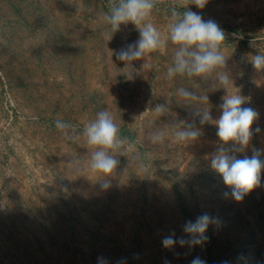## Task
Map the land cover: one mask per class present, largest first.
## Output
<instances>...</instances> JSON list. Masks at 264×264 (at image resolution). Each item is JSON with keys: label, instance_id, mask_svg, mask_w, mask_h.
<instances>
[{"label": "rangeland", "instance_id": "1", "mask_svg": "<svg viewBox=\"0 0 264 264\" xmlns=\"http://www.w3.org/2000/svg\"><path fill=\"white\" fill-rule=\"evenodd\" d=\"M49 1L46 10L57 21ZM33 2L38 6L44 0ZM75 2V12L85 14L82 0ZM91 4L92 15L77 30L55 21L44 25L34 10L32 32L21 35L19 55L0 52V264H29L28 259L30 264H98L101 257L108 264H128L125 253L139 264H191L196 257L206 264H264V170L260 186L242 201L225 198L230 189L210 168L209 156L219 144L217 128L201 126L194 107L177 96L181 87L207 95L208 104L201 106L217 119L222 97L240 94L246 101L242 107L259 113L253 131H261H254L237 158L251 157L253 148L264 150V70L251 63L254 55H264V0H208L203 9L190 5L225 32L226 66L216 74L228 75L226 89L195 77L168 79L171 42L165 51L134 61L138 74L128 80L116 53L137 41L139 30L129 22L114 32L101 5ZM174 6L176 0H156L152 22L163 36L168 8ZM94 90L105 98L99 111L107 109L118 126L125 123L136 132L134 140L125 139L107 189L89 167L93 149L82 135L99 112L87 105ZM121 93L125 105L118 111L113 100ZM158 104L169 108L166 115H157ZM57 119L72 125L79 138H66L56 128ZM194 119L202 129L199 139L176 142L173 125ZM159 131L166 133L164 141L152 143L150 137ZM204 213L220 221L205 234L208 248L205 243L163 246L173 232L177 240L188 239L184 225Z\"/></svg>", "mask_w": 264, "mask_h": 264}, {"label": "clouds", "instance_id": "2", "mask_svg": "<svg viewBox=\"0 0 264 264\" xmlns=\"http://www.w3.org/2000/svg\"><path fill=\"white\" fill-rule=\"evenodd\" d=\"M208 0H176V5L171 10L167 25V36H163L152 22L153 10L156 0H109V13L105 15V21L114 32L120 30L122 24L131 22L139 30V38L134 43L128 44L116 53V59L124 63L125 77L133 80L137 70L133 62L147 57L155 52H163L169 42L175 46L172 64L167 68L168 79L177 75L188 78H198L203 81H211L212 88L217 84H228L227 74H216L217 69H225L226 57L221 51V45L225 41V32L212 19L205 21L200 14L191 10L190 5L199 9L205 8ZM178 8L183 9L179 11ZM251 63L257 71L264 70V55L256 54L251 58ZM196 80L192 82V88H196ZM177 96L182 104L194 107V118L199 119L201 126L212 124L217 128L218 147L209 156L210 168L220 175L223 183L230 189L225 192V198L231 197L237 202L244 199L261 184V172L264 170V159L261 158L262 149L253 148L251 157L245 155L237 158L236 153H244L249 147L254 131L259 133L261 129L253 124L258 120L259 113L251 107H242L245 98L240 94L225 95L219 105L221 114L213 119L210 108L201 105L208 104V96L197 94L189 88L177 89ZM158 116L166 115L169 108L164 104H158L155 109ZM173 138L178 143L197 141L202 135V129L192 123L179 121L173 125ZM56 128L66 138L78 139L76 129L61 119L56 120ZM87 145L93 149L89 167L94 173H99L102 180L101 188H109L110 177L119 165L116 158L122 154L121 149L127 143L120 135V129L115 123L110 112L105 109L96 114V118L86 124L82 133ZM166 133L159 131L150 137L152 143L163 142ZM231 144V147L229 145ZM210 225H220L216 217L204 213L198 216L195 222L188 221L183 232L189 237L185 239L174 238L175 233L163 238V246L173 248L177 243L183 247L202 246L208 239L205 235ZM98 264H108L104 258H99ZM123 264V261L119 262ZM191 264H206L200 257H196Z\"/></svg>", "mask_w": 264, "mask_h": 264}, {"label": "trees", "instance_id": "3", "mask_svg": "<svg viewBox=\"0 0 264 264\" xmlns=\"http://www.w3.org/2000/svg\"><path fill=\"white\" fill-rule=\"evenodd\" d=\"M54 1V19L55 23L61 22V24L66 23L69 26L74 27L77 30V26L82 23V20L88 18L89 15H92L91 11V0H82V4L84 6L83 10L86 11L85 14L76 13L75 9L77 8V4L75 0H52ZM49 0H44L43 2H39L38 6H35L33 0H0V52H10L14 55H19L20 52V44L21 35L24 32L31 31V17L35 18L33 11H39V15L41 16V23L47 25L48 23H52V19L50 18L47 7H49L52 2ZM100 0H94V5L96 7H101L104 9V15L109 13L108 5L100 3ZM57 9V10H56ZM171 11V8H168ZM94 17V13H93ZM53 21V23H54ZM95 22H99L98 18L95 17ZM100 30H98L99 32ZM32 32V31H31ZM67 33L60 34L62 40H65ZM35 54V58H38V50H33ZM25 62V60H22ZM23 67V66H22ZM26 70L25 67H23ZM23 77L27 76L25 73H22ZM2 78V77H0ZM19 79V78H18ZM23 79V78H22ZM24 85V84H23ZM105 99L103 93H98L96 90L92 91V93L87 96V105L92 111H99L102 106L100 104V100ZM125 95L123 93L118 95V98L113 100V104L118 111L122 110L124 104ZM89 103V104H88ZM53 121V120H52ZM120 129V135L123 139L134 140L136 138V132L132 130L125 123H122L118 126ZM176 193L180 194L176 189ZM205 242L207 248L210 246L209 239ZM239 253V252H238ZM27 255V254H26ZM125 257L127 259L128 264H139L138 261L131 258L127 253H125ZM241 257V256H240ZM239 257V258H240ZM29 258V257H28ZM29 264L33 263L32 260L28 259ZM15 264V263H14ZM214 264V263H213Z\"/></svg>", "mask_w": 264, "mask_h": 264}]
</instances>
